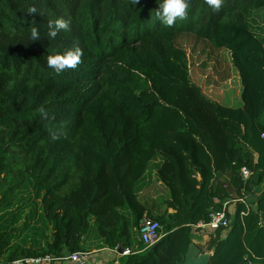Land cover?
Segmentation results:
<instances>
[{"label":"trees","instance_id":"1","mask_svg":"<svg viewBox=\"0 0 264 264\" xmlns=\"http://www.w3.org/2000/svg\"><path fill=\"white\" fill-rule=\"evenodd\" d=\"M188 2L167 27L163 0H0V264L104 248L130 249L120 264H184L192 245L208 264H264V0ZM61 17L70 30L50 39ZM76 45V70L48 67ZM212 61L238 73L241 106L192 80ZM153 171L168 192L160 215L140 200ZM245 197L249 215L237 203L228 228L195 244L212 210ZM145 213L163 229L150 249Z\"/></svg>","mask_w":264,"mask_h":264},{"label":"clouds","instance_id":"2","mask_svg":"<svg viewBox=\"0 0 264 264\" xmlns=\"http://www.w3.org/2000/svg\"><path fill=\"white\" fill-rule=\"evenodd\" d=\"M139 2L140 0H133L134 4H139ZM205 2L218 12L221 10L224 0H205ZM188 8V0H163V3L159 5V10L155 11V14L163 25L172 27L175 25L177 19L187 20ZM28 13H37V9L31 7L28 9ZM47 28L48 37L50 39H55L61 31L67 32L70 30V21L62 17L55 20L49 19L47 21ZM30 32L33 41L40 40L38 27H31ZM82 56L83 50L76 45L63 54L48 56L47 65L49 68L53 69L57 75H60L68 70H76L82 63ZM39 111L45 118L47 117L43 107L40 108ZM49 133L53 141L59 138V134L51 128L49 129ZM262 137H264V133H262ZM14 264H21V262L15 261Z\"/></svg>","mask_w":264,"mask_h":264},{"label":"built area","instance_id":"3","mask_svg":"<svg viewBox=\"0 0 264 264\" xmlns=\"http://www.w3.org/2000/svg\"><path fill=\"white\" fill-rule=\"evenodd\" d=\"M261 139L264 141V137L261 135ZM241 178L244 182H247L251 177V171L243 167L240 170ZM219 203V201H215ZM235 204L242 203L246 210L241 213V217L244 218L249 215L251 207L247 203V197L237 199L233 201ZM231 202H225L223 204V208L221 210H212L210 213L209 221L207 223L200 222L196 228L201 230H206L209 234L215 233L217 230L221 228H228L231 224L230 216L232 212L229 211L228 207L230 206ZM230 215V216H229ZM162 226L161 224L152 219L148 213H145L143 219L139 226V235L140 240L145 246V249H150L156 245V243L160 240L162 234ZM119 248H116L118 251ZM122 251V253H120ZM119 253L122 257L129 256L132 254L130 249L119 250ZM89 253H74L66 257L56 258L51 255H47L44 257H36V258H26V259H19L15 261L21 262V264H52L54 262H61V263H75V264H85L86 260L88 259ZM9 264H14V262Z\"/></svg>","mask_w":264,"mask_h":264},{"label":"rangeland","instance_id":"4","mask_svg":"<svg viewBox=\"0 0 264 264\" xmlns=\"http://www.w3.org/2000/svg\"><path fill=\"white\" fill-rule=\"evenodd\" d=\"M199 63L200 62L196 63L191 68V74H192L193 81L201 85L203 92L209 98L211 97L212 100L223 99V102H224L225 101L224 97L226 96V86L227 85L223 83H225L226 81H221L219 75H212V74H216L217 70H219L222 74H224L223 73L224 67H226V69L229 70L231 74V67H230L229 62L224 63V65L221 68L219 66L218 61L217 62L212 61L207 67H202L201 64L197 65ZM214 68H216V70ZM210 90H212L211 93H210ZM223 104L227 106L226 103H223ZM234 106H238V105H234ZM148 177H149V179L147 180L148 185L145 188V190L141 192L142 194H140V200L145 203H150V202L156 203L157 205L156 213L157 215H160L164 212V207L162 206V202L165 198L168 197V192L164 189L163 186L160 185V183L157 182V176L154 171L150 173ZM39 227H41V225H39Z\"/></svg>","mask_w":264,"mask_h":264},{"label":"crops","instance_id":"5","mask_svg":"<svg viewBox=\"0 0 264 264\" xmlns=\"http://www.w3.org/2000/svg\"><path fill=\"white\" fill-rule=\"evenodd\" d=\"M198 81H199V79H198ZM207 83H206V85H207ZM196 84L199 85L198 83H196ZM223 84L227 85L226 86V96L224 97L225 101L223 102V99H219V100L215 99L214 101H217L218 103H220L222 105H224L223 103H226V105L229 107L241 106V104H242V102H241L242 86L240 83V78H239L238 73L236 71H234L233 69H231V78ZM199 86L201 87V85H199ZM211 92H212V90H210V93ZM234 105H238V106H234ZM230 202H231V204L228 207V209L230 212H232L231 216H233L234 212L236 211L237 204H235L233 202V200ZM170 212H172V211H170ZM196 237H198V239H196L195 244L203 245L209 241L210 234L206 230H201L198 234H196ZM199 237L202 240H200ZM88 253H89V256H88V259L86 260L85 264H120V260L122 258L119 251L110 250V249H106V248L92 250L91 252H88ZM203 257L208 259V256H206V255H202V258ZM52 264H75V263L54 262Z\"/></svg>","mask_w":264,"mask_h":264},{"label":"water","instance_id":"6","mask_svg":"<svg viewBox=\"0 0 264 264\" xmlns=\"http://www.w3.org/2000/svg\"><path fill=\"white\" fill-rule=\"evenodd\" d=\"M262 189H259L257 191V194H261ZM261 222L264 227V214H261ZM122 253V251H120ZM184 264H208L207 258H202L201 251L196 245H192L188 251V254L186 256V260Z\"/></svg>","mask_w":264,"mask_h":264}]
</instances>
